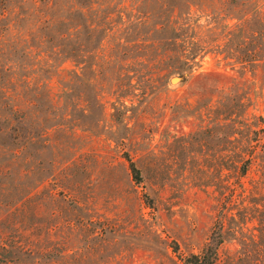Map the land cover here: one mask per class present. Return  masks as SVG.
Listing matches in <instances>:
<instances>
[{
    "label": "rangeland",
    "instance_id": "1",
    "mask_svg": "<svg viewBox=\"0 0 264 264\" xmlns=\"http://www.w3.org/2000/svg\"><path fill=\"white\" fill-rule=\"evenodd\" d=\"M232 3L0 0V264H181L221 217L216 264H264V61Z\"/></svg>",
    "mask_w": 264,
    "mask_h": 264
},
{
    "label": "trees",
    "instance_id": "2",
    "mask_svg": "<svg viewBox=\"0 0 264 264\" xmlns=\"http://www.w3.org/2000/svg\"><path fill=\"white\" fill-rule=\"evenodd\" d=\"M232 6L235 13L231 19L235 20V22L230 27V31L227 32V36H230L233 44L236 42L234 48L237 51L242 48L245 50L237 54L238 60L243 63L264 61V0H238V2L234 0ZM240 40L247 42V45L244 42H240ZM261 141L262 138L258 137L255 147ZM127 160L134 180L140 183L143 178L141 169L129 155H127ZM251 161L252 157L245 162L242 175H246ZM216 226L218 230L216 229L217 231L213 232L211 241L200 252L188 255L179 253L181 264H216L219 256V247L223 243L222 229L224 221L222 217L217 220ZM178 250V246L174 247L176 253L179 252Z\"/></svg>",
    "mask_w": 264,
    "mask_h": 264
},
{
    "label": "bare ground",
    "instance_id": "3",
    "mask_svg": "<svg viewBox=\"0 0 264 264\" xmlns=\"http://www.w3.org/2000/svg\"><path fill=\"white\" fill-rule=\"evenodd\" d=\"M174 80H175V82H177V81H178V79H176V78H175ZM174 80H173V81H174ZM176 80H177V81H176Z\"/></svg>",
    "mask_w": 264,
    "mask_h": 264
}]
</instances>
